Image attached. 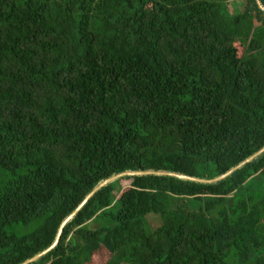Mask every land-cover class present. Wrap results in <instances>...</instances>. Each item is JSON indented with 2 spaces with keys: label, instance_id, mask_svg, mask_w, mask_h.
<instances>
[{
  "label": "trees",
  "instance_id": "trees-1",
  "mask_svg": "<svg viewBox=\"0 0 264 264\" xmlns=\"http://www.w3.org/2000/svg\"><path fill=\"white\" fill-rule=\"evenodd\" d=\"M229 1L0 0V264L113 175L264 147V0ZM32 264H264V152L116 180Z\"/></svg>",
  "mask_w": 264,
  "mask_h": 264
},
{
  "label": "water",
  "instance_id": "water-1",
  "mask_svg": "<svg viewBox=\"0 0 264 264\" xmlns=\"http://www.w3.org/2000/svg\"><path fill=\"white\" fill-rule=\"evenodd\" d=\"M264 152V147L261 148L258 152H256L255 154H253L251 157L247 158L245 161H243L242 163L238 164L237 166L231 168L229 171H227L225 174L220 175L214 179L211 180H206V179H199V178H193V177H189V176H185L183 174H179V173H170V172H165V171H159V172H155V171H125L116 175H113L107 179H105L104 181H101L97 186H95V188H93V190L85 197V199L82 200V202L79 204V206L70 213V215H68L63 222L60 224L56 237L54 239V242L45 250H43L42 252L34 255L32 258L26 260L25 262H23L22 264H32L34 262H36L37 260H39L40 258H42L43 256H45L48 252H50L58 243L60 236L62 234L63 228L64 226L70 222L73 217L82 209V207L86 204V202L101 188H103L104 186L119 180L121 178L124 177H133V176H145V175H158V176H171L180 180H185V181H191V182H196V183H216L219 182L225 178H227L228 176H230L232 173H234L236 170L240 169L241 167H243L246 163L251 162L252 160H254L255 158H257L259 155H261Z\"/></svg>",
  "mask_w": 264,
  "mask_h": 264
},
{
  "label": "rangeland",
  "instance_id": "rangeland-1",
  "mask_svg": "<svg viewBox=\"0 0 264 264\" xmlns=\"http://www.w3.org/2000/svg\"><path fill=\"white\" fill-rule=\"evenodd\" d=\"M246 3V0H231L227 3V10L230 12V14L237 11H242L244 4ZM127 183L124 182L123 186H125ZM154 223H156L155 220H153Z\"/></svg>",
  "mask_w": 264,
  "mask_h": 264
}]
</instances>
